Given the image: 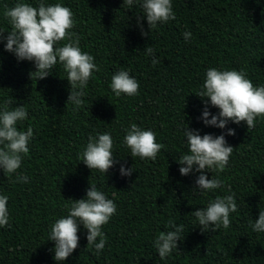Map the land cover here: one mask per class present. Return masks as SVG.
<instances>
[{"label":"trees","instance_id":"1","mask_svg":"<svg viewBox=\"0 0 264 264\" xmlns=\"http://www.w3.org/2000/svg\"><path fill=\"white\" fill-rule=\"evenodd\" d=\"M21 0H0V31L11 30L3 13ZM37 7L41 0H22ZM60 3L73 13L79 47L94 57V71L84 89L83 105L67 102L70 85L57 64L44 79L31 73L34 62L17 60L0 40V105L12 99L27 118L19 130L33 129L29 153L17 173L0 169V195L8 197L9 226L0 227V264H264V232L251 224L264 211V117L255 127L228 122L225 129L199 119L204 104L198 92L206 70H243L254 86L264 85V0H172L175 20L148 31L139 4L131 10L122 0H43ZM190 32L185 41L183 33ZM66 42V41H65ZM58 44L57 46H61ZM152 47L153 55L145 49ZM160 62L153 65L152 59ZM127 71L138 84L133 96L116 97L112 76ZM207 99V98H205ZM211 114L219 110L208 106ZM211 117H209L210 119ZM136 124L155 133L165 147L155 161L131 157L122 143L125 129ZM214 137L222 133L233 152L222 172L205 171L223 186L212 192L195 188L198 172L181 175L177 160L187 154L184 130ZM232 128L235 135H227ZM109 133L115 163L107 173L90 170L80 154L89 136ZM134 170L120 174V165ZM28 177L16 182L17 175ZM90 185L112 199L116 212L102 232L104 249L87 245V229L79 225V246L63 262L54 257L50 226L68 214L73 200L84 198ZM233 195L237 211L230 227L201 231L192 212L216 196ZM73 199V200H72ZM183 225L174 249L161 259L153 245L161 232ZM211 227V226H210Z\"/></svg>","mask_w":264,"mask_h":264},{"label":"clouds","instance_id":"2","mask_svg":"<svg viewBox=\"0 0 264 264\" xmlns=\"http://www.w3.org/2000/svg\"><path fill=\"white\" fill-rule=\"evenodd\" d=\"M122 4L131 10L134 4H139L142 13L137 15V23L141 18L146 20L148 31L141 27V35L148 36L150 29L175 20L172 0H122ZM4 17L11 27L7 35L0 31V40L6 41L4 48L13 53L16 59L34 62L35 70L31 72L35 79L46 78L59 64L66 72V79L70 85L67 102L74 105L76 110L83 105L89 79L94 71H99L93 62L94 57L82 52L79 47V38L70 29L74 27L73 13L70 8L60 3L46 4L41 0L37 7L26 2H17L13 7L6 8ZM185 41L191 38L190 32L183 33ZM66 41V42H65ZM61 46H57L61 44ZM152 47L145 49L146 55H153ZM155 65L160 61L152 59ZM116 97L121 94L133 96L138 93L139 84L127 71L116 72L109 85ZM201 98L204 109L199 119L205 126L225 129L228 122L235 124L245 122L248 129L255 127L257 117H264V85L254 86L246 78L243 70H206L201 89L195 93ZM207 98V99H205ZM12 99L5 100L0 105V169L3 173L12 175L21 167L22 159L29 153V141L33 137L31 126L26 131L19 130L17 124L27 118V111L22 105L9 108ZM217 108L216 114H211L208 106ZM209 117H211L209 119ZM227 135H235L232 128H227ZM187 144V154L182 155L177 163L181 175L198 172L195 188L212 192L223 186L219 178H208L205 171L222 172L228 164L233 152V146L228 145L225 134L217 136L204 134L199 130H184ZM123 145L130 150L131 157L141 160L155 161L157 154L165 146L156 142L155 133L151 130H142L136 124L125 129ZM82 161L90 170L97 169L107 173L115 163L113 157V139L109 133L89 136L88 143L80 154ZM120 174L130 176L134 171L132 167L125 168L120 165ZM16 182L27 183L28 177L17 175ZM73 200V199H72ZM8 197L0 195V227L9 226ZM116 204L112 199L98 191L95 185H90L84 198L73 200L68 207V214L57 219L51 226L47 240L54 241V257L57 262H63L79 246L77 235L79 225L87 229V245L94 247L99 254L104 249L106 236L102 226L108 223L110 217L116 212ZM237 211V204L233 195L216 196L210 200L205 208H198L192 215L198 221L201 231H215L223 227H230L229 214ZM167 232L161 231L153 241V245L161 259H164L174 249H178L177 241L183 232V225L177 226L172 220L168 221ZM211 226V227H210ZM254 232H264V211H259L258 218L252 223Z\"/></svg>","mask_w":264,"mask_h":264}]
</instances>
